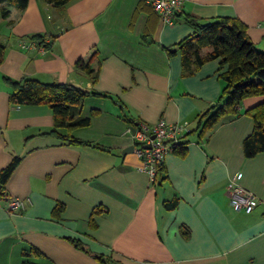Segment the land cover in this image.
Instances as JSON below:
<instances>
[{
	"label": "crops",
	"instance_id": "crops-1",
	"mask_svg": "<svg viewBox=\"0 0 264 264\" xmlns=\"http://www.w3.org/2000/svg\"><path fill=\"white\" fill-rule=\"evenodd\" d=\"M181 13L168 26L146 0H29L0 17V170L21 157L0 197V264H20L31 247L43 254L30 258L40 264H264V151L247 158L243 148L254 129L245 111L264 97L244 99L240 115L223 116L200 137L198 120L219 101L228 65L198 66L179 46L193 32L186 15L234 17L264 51V0H185ZM34 35L50 48H24ZM194 48L202 58L212 51ZM80 59L92 73L77 67ZM5 77L100 93L72 107V121L90 123L55 128L49 105L11 103ZM160 120L187 122L188 144L184 156H166L154 183L137 170L126 131ZM238 173L258 199L251 213L230 202L226 188ZM12 198L25 207L10 212Z\"/></svg>",
	"mask_w": 264,
	"mask_h": 264
},
{
	"label": "trees",
	"instance_id": "trees-1",
	"mask_svg": "<svg viewBox=\"0 0 264 264\" xmlns=\"http://www.w3.org/2000/svg\"><path fill=\"white\" fill-rule=\"evenodd\" d=\"M46 2L62 7L71 0H45ZM29 0H0V17L5 19L11 14V9L24 10ZM149 5V4H148ZM153 9V8H152ZM183 13L178 15V18ZM191 26L193 32L184 38L179 46L188 52L193 51L195 63L200 66L207 59H220L222 65H228L226 72L220 75L225 86L222 95L211 108L198 120L199 136L203 137L212 129L219 120L228 114L240 115L239 106L244 99L249 97H264V51L255 47L248 38L246 25L234 17H219L215 19H199L191 15L184 17ZM32 39L45 48H50L51 42H46L44 36L34 35ZM195 47L211 46L212 51L207 58H202ZM6 46L0 43V65L4 58ZM186 55L184 59H186ZM77 67L87 73L93 70L83 59L77 62ZM5 82L11 88L10 101L16 105H39L47 104L52 110L55 128L73 126H85L90 123V118H80L72 121V107L78 106L82 100L92 94H100L94 91L82 89L73 84L41 82L34 78H25L13 81L5 77ZM246 114L254 120L253 132L243 142L244 155L253 157L264 151V99L255 106L247 109ZM52 133L57 134L56 131ZM190 133V132H189ZM61 139L72 144H83L78 139L58 135ZM185 134L175 145L172 152L180 156L187 153ZM21 157L15 156L12 161L0 170V197H3L4 184L20 162ZM164 162L159 166L156 182L163 178ZM176 202H170L167 207L173 208ZM62 205L57 206V210ZM73 241V240H72ZM74 245L83 249L81 242L74 240ZM25 259L20 264H40L30 258H41L43 254L36 247L24 252Z\"/></svg>",
	"mask_w": 264,
	"mask_h": 264
},
{
	"label": "built area",
	"instance_id": "built-area-1",
	"mask_svg": "<svg viewBox=\"0 0 264 264\" xmlns=\"http://www.w3.org/2000/svg\"><path fill=\"white\" fill-rule=\"evenodd\" d=\"M146 2L158 14L164 25L173 26L182 12L185 0H146ZM22 46L24 48L38 46L40 49H45L38 41H26ZM188 130L187 122L169 123L165 120L155 124L138 123L134 129H127L126 132L132 139L134 151L139 159L137 170L148 174L155 183L159 166ZM147 145H150V148ZM241 179L242 173H238L230 180L226 189L231 205L235 209L251 213L257 206L258 199L240 185ZM25 203L26 200L23 199H9L8 209L10 212L18 211L25 207Z\"/></svg>",
	"mask_w": 264,
	"mask_h": 264
},
{
	"label": "water",
	"instance_id": "water-1",
	"mask_svg": "<svg viewBox=\"0 0 264 264\" xmlns=\"http://www.w3.org/2000/svg\"><path fill=\"white\" fill-rule=\"evenodd\" d=\"M154 137V136H153ZM148 148H150V145H147ZM134 149V145H132L131 150Z\"/></svg>",
	"mask_w": 264,
	"mask_h": 264
}]
</instances>
